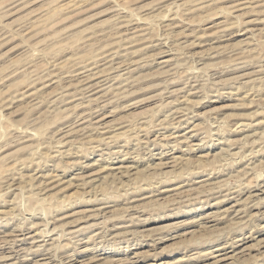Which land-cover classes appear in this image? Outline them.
I'll return each mask as SVG.
<instances>
[{"label": "rangeland", "instance_id": "1", "mask_svg": "<svg viewBox=\"0 0 264 264\" xmlns=\"http://www.w3.org/2000/svg\"><path fill=\"white\" fill-rule=\"evenodd\" d=\"M225 255L264 264V0H0V264Z\"/></svg>", "mask_w": 264, "mask_h": 264}, {"label": "bare ground", "instance_id": "2", "mask_svg": "<svg viewBox=\"0 0 264 264\" xmlns=\"http://www.w3.org/2000/svg\"><path fill=\"white\" fill-rule=\"evenodd\" d=\"M228 34V33H227ZM208 36V35H207ZM93 73V72H92ZM84 76H86V75H84ZM91 83V82H90ZM111 86V85H110ZM41 89V88H40ZM180 108V107H179ZM181 109V108H180ZM172 118H173V116H172ZM87 137V136H86ZM187 139V138H186ZM154 156V155H153ZM161 161V160H160ZM168 164V163H167ZM121 166V165H120ZM120 166H119V168H120ZM129 167H131V166H129ZM133 174V173H132ZM8 189V188H7ZM45 189V188H44ZM101 210V209H100ZM207 217V216H206ZM33 237V236H32ZM39 237V236H38ZM52 240V239H51ZM48 243V242H47ZM40 245V244H39ZM221 248V247H220ZM239 251H242V250H239ZM238 251V252H239ZM243 251H244V249H243ZM234 252H235V250H234ZM237 253V252H236ZM238 254V253H237ZM236 255V254H235ZM7 258V257H6ZM234 258V256L233 255H225L224 257H221L220 259H218V261H220V262H226V263H228V264H232L233 263V261H232V259ZM38 261V260H37ZM236 262V261H235Z\"/></svg>", "mask_w": 264, "mask_h": 264}]
</instances>
